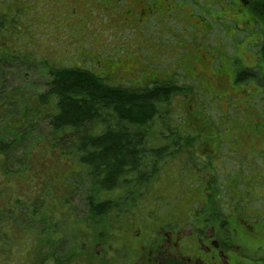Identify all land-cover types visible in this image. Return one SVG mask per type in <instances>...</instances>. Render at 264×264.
I'll return each instance as SVG.
<instances>
[{"label":"rangeland","instance_id":"1","mask_svg":"<svg viewBox=\"0 0 264 264\" xmlns=\"http://www.w3.org/2000/svg\"><path fill=\"white\" fill-rule=\"evenodd\" d=\"M21 20L32 24L29 41L53 63L87 66L116 85L166 79L196 86L172 95L161 114L198 138L191 147L198 160L186 161L191 157L183 151L153 178L145 210L123 223L115 244L132 249L129 263L145 248V263L176 264L156 260L162 244L154 243L155 232L168 226L186 234L177 250L163 252L176 260L264 264L252 261L264 239V0H31ZM249 70L258 77L244 74ZM11 72L10 81L24 80L33 90H43L47 80L38 65ZM155 131L167 133L162 120ZM76 206L82 209L80 200ZM156 209L147 221L146 212ZM208 220L213 230L205 227ZM190 221L199 233L188 235ZM84 249L91 253L89 244ZM116 258L109 264L123 260Z\"/></svg>","mask_w":264,"mask_h":264},{"label":"trees","instance_id":"2","mask_svg":"<svg viewBox=\"0 0 264 264\" xmlns=\"http://www.w3.org/2000/svg\"><path fill=\"white\" fill-rule=\"evenodd\" d=\"M25 1L0 0V264H109L118 254L123 260L114 264H130L132 249L115 245L123 223L141 216L153 178L170 158L185 151L186 161L198 160L191 149L198 138L166 124L161 114L172 95L196 86L166 79L116 85L87 66L53 63L29 41L34 27L21 20L31 0ZM28 65L47 76L43 90L8 79ZM159 119L167 133L155 131ZM159 209L146 212L147 221ZM188 223V235L200 232L195 221ZM205 227L213 230V220ZM155 233L154 243L162 244L156 260L190 264L163 254L177 250L184 229L165 226ZM14 252L22 255L12 258ZM141 252L131 264H147L150 252Z\"/></svg>","mask_w":264,"mask_h":264},{"label":"flooded vegetation","instance_id":"3","mask_svg":"<svg viewBox=\"0 0 264 264\" xmlns=\"http://www.w3.org/2000/svg\"><path fill=\"white\" fill-rule=\"evenodd\" d=\"M216 79L219 81L220 80L219 76H216ZM262 234L264 235V232ZM207 250L208 251H211L213 249H211V248L208 247ZM253 252H254L253 253V258H252V261L253 262L264 261V239H263L262 242H260V244H258L256 246V248L253 250ZM199 262H200V264H217V263H215V261L213 260V258H210L209 261L208 260L207 261H202V260L199 259Z\"/></svg>","mask_w":264,"mask_h":264}]
</instances>
